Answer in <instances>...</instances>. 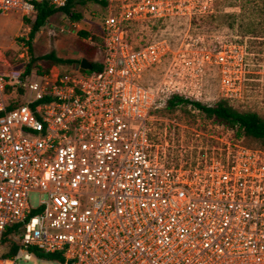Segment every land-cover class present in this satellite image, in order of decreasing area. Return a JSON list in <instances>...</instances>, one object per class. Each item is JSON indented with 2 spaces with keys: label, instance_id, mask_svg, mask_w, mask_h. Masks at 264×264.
I'll return each mask as SVG.
<instances>
[{
  "label": "built area",
  "instance_id": "obj_1",
  "mask_svg": "<svg viewBox=\"0 0 264 264\" xmlns=\"http://www.w3.org/2000/svg\"><path fill=\"white\" fill-rule=\"evenodd\" d=\"M44 1L69 2L0 0V15L32 18ZM104 1L99 72L0 73V264H264V147L197 105L216 103L204 100L212 65L238 95L242 47L135 41L175 18L202 27L218 0ZM174 95L192 125L157 116Z\"/></svg>",
  "mask_w": 264,
  "mask_h": 264
},
{
  "label": "rangeland",
  "instance_id": "obj_2",
  "mask_svg": "<svg viewBox=\"0 0 264 264\" xmlns=\"http://www.w3.org/2000/svg\"><path fill=\"white\" fill-rule=\"evenodd\" d=\"M105 5L85 0V3L76 4L74 11L82 15V19H72L65 14L58 13L53 16L37 34L32 48L26 42L31 27L23 21V17L17 13L0 15V73H8L14 69H25L30 63L32 49L38 57L33 69L40 73L42 70L55 69L60 72H70L76 65H57L43 56L55 53L63 59L85 57L75 45L77 39L82 38L80 33L83 30L89 31L90 36L83 38L87 44L100 48L95 60L103 63L104 55L101 52V28L103 18L107 14ZM178 18L170 21L169 25H156L157 28L140 27L135 33L136 44H150L157 40H168L173 46H179L182 42H190L191 37H219L220 41L232 42L244 53V59L237 67V74L232 77L238 79L237 85L241 84L238 95L228 98L227 91L223 84V75L219 66H209L205 75L206 95L204 100L218 102L221 99L228 100L229 104L239 111H252L264 118V0H218L216 16L207 18L202 27H184L178 25ZM78 24L77 27L72 26ZM64 28L62 32L61 29ZM26 43V44H25ZM217 44L218 42H214ZM24 55V56H23ZM86 58V57H85ZM163 68L152 70L145 77L147 84H155L161 80ZM240 81V83H239ZM183 108H177L175 112L161 109L157 112L159 118L169 117L175 123L181 125H192L190 115L184 112ZM165 121L158 122L156 126L163 128ZM207 125V124H206ZM223 126V125H222ZM173 127V125H172ZM185 129L177 126V131ZM221 132L230 138H239L236 131L226 128ZM243 143L250 147H262L261 141L247 138ZM45 196L39 192H33L30 198L32 205L36 206ZM24 264H51L49 261L38 260L33 257Z\"/></svg>",
  "mask_w": 264,
  "mask_h": 264
},
{
  "label": "trees",
  "instance_id": "obj_3",
  "mask_svg": "<svg viewBox=\"0 0 264 264\" xmlns=\"http://www.w3.org/2000/svg\"><path fill=\"white\" fill-rule=\"evenodd\" d=\"M103 5L107 3L104 0H92ZM85 3V0H69L65 7H56L52 5L49 1H44L38 4V12L32 18H24V22L28 23L31 27V32L29 33V39H24L30 44L32 48L33 42L40 32V30L47 24V22L56 14L62 13L67 15L72 19L80 20L82 15L74 11L76 4ZM156 28V26H155ZM80 39L75 41L76 47L80 51L84 52V56L93 63V69L90 72H99L102 68L101 62H97L95 57L97 56L100 48L98 46H91L84 41L83 38L90 36L89 31L83 30L80 33ZM32 57L30 63L26 65V72L30 73L34 69V64L38 57L34 54L32 49ZM45 59L52 61L57 65L63 64H78L81 61L75 59H63L58 57L55 53H49L43 56ZM83 57V58H85ZM41 74L49 72L50 69L42 70L39 67L38 70ZM20 94H23V90H20ZM185 99L178 95L170 96L166 99L168 111L175 112L177 106L183 103ZM187 104V103H186ZM15 105V104H12ZM200 108H203L207 117L209 119H214V122L225 126L226 128L233 129L236 131L237 136H246L247 138H253L261 141L262 147H264V118L256 112L252 111H239L235 107L231 106L226 99H221L216 102L213 106H206L201 103L197 104ZM185 109V108H184ZM19 227V226H18Z\"/></svg>",
  "mask_w": 264,
  "mask_h": 264
},
{
  "label": "water",
  "instance_id": "obj_4",
  "mask_svg": "<svg viewBox=\"0 0 264 264\" xmlns=\"http://www.w3.org/2000/svg\"><path fill=\"white\" fill-rule=\"evenodd\" d=\"M76 68L79 69L80 72L84 73L93 69V63L89 59L83 58L81 62L77 64Z\"/></svg>",
  "mask_w": 264,
  "mask_h": 264
},
{
  "label": "crops",
  "instance_id": "obj_5",
  "mask_svg": "<svg viewBox=\"0 0 264 264\" xmlns=\"http://www.w3.org/2000/svg\"><path fill=\"white\" fill-rule=\"evenodd\" d=\"M22 17V16H21ZM24 19V18H23ZM24 21V20H23ZM73 59H75V60H82L83 59V57H80L79 55H78V57H75V58H73ZM76 66L74 67V68H76L77 67V64H75Z\"/></svg>",
  "mask_w": 264,
  "mask_h": 264
}]
</instances>
